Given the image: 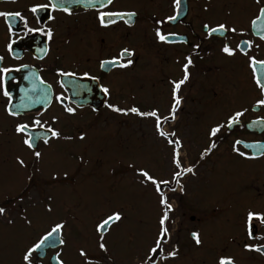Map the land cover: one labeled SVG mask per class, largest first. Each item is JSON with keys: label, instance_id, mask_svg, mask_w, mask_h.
I'll list each match as a JSON object with an SVG mask.
<instances>
[{"label": "flooded vegetation", "instance_id": "obj_1", "mask_svg": "<svg viewBox=\"0 0 264 264\" xmlns=\"http://www.w3.org/2000/svg\"><path fill=\"white\" fill-rule=\"evenodd\" d=\"M47 2L0 0V12L21 14L0 16V110L6 119V124H0V146L7 149L0 156L13 157L22 170L11 187L15 194L7 195L0 206L6 208L8 217L35 219L37 225L29 246L44 234L39 226L45 186L53 192L61 189L74 192L90 179L108 178L102 167L93 165L100 163L107 151L99 139H108L107 132L104 133L108 123L99 127V121L103 115L106 121L112 116L118 124L131 113L114 112L107 107L111 104L125 110L136 107L140 112L156 110L161 118L168 116L167 121L162 119L160 130L169 134L168 139L181 141L177 148L181 168L193 169L191 173L182 172L175 177L174 172L179 169L173 165V171L167 170L161 176L168 183L160 185L159 194L171 205L164 225L167 237L156 253H151L150 247L133 257L135 260L128 259L122 264H148L146 256L153 257L151 264H180L182 259L188 260L187 264H218L222 256L232 258L235 264H264V254L244 247L245 243L264 246V239H249L244 227L247 211L264 213V105L257 104L264 99V91L256 83V78L264 81V71L261 65H251L250 61V58L264 61V40L260 38L264 35V14L260 12L264 0H181L179 8L175 7L174 0H113L110 5L105 0L104 8L98 4L68 7L71 14L51 9L30 11L33 5ZM98 8L130 11L136 15L105 17L115 23L103 28L97 19ZM49 16L54 19L50 20ZM168 16L176 18L168 20ZM204 24L209 28L224 24L225 29L209 36ZM29 28L44 31L30 32ZM157 28L168 43L155 36ZM232 28L236 31L232 32ZM48 29L52 31L51 39L44 34ZM225 44L233 55L222 51ZM122 48L134 53L131 66L100 67V61L118 56ZM186 57H191L192 64L187 70L188 80L177 93L181 102L172 119L169 113L173 82L183 79ZM61 71L75 75H61ZM84 72L89 76L85 77ZM145 74L151 83L150 105H141L140 99L136 104L127 105L125 99L140 98V82ZM64 82L69 85L65 86ZM40 86L51 89L52 100L48 106L16 116L8 114L6 109L20 97L43 96L45 90ZM102 87L109 89L107 95L101 91ZM5 90L8 97L3 94ZM95 95L106 97L99 109L81 104ZM159 97L164 106H158ZM68 107L75 109L74 114L65 111ZM54 110L60 112L49 117L47 113ZM236 111H242L243 115L229 127L226 118ZM151 118L155 127V117ZM36 120L45 128L58 130L61 137L50 138L47 145L40 139L35 142V149L27 148L23 144L26 135L35 137L44 132L34 124ZM17 123L29 126L26 133L15 131ZM218 123L223 127L215 137H210V126ZM94 132L99 135L96 140H93ZM173 132L175 136L171 135ZM156 133L158 138L154 137V141L160 154L165 159L171 158L174 145L157 130ZM81 135L83 140L79 138ZM59 144L63 147L57 151L69 150L70 158L78 156L77 164L73 168L71 163L70 169L48 174L43 167L44 154ZM123 144L120 139L119 145L123 147ZM21 146L28 150V155L18 152ZM34 150L41 152L39 159L33 155ZM149 155L152 156L150 150ZM17 158L23 160V165ZM34 193L40 195L36 197ZM192 232L199 234V245L192 238ZM254 235L264 237V230ZM60 247L48 249L44 257L40 256L41 252H34L31 264H53L52 256ZM173 249H176L175 257L162 258Z\"/></svg>", "mask_w": 264, "mask_h": 264}, {"label": "rangeland", "instance_id": "obj_2", "mask_svg": "<svg viewBox=\"0 0 264 264\" xmlns=\"http://www.w3.org/2000/svg\"><path fill=\"white\" fill-rule=\"evenodd\" d=\"M148 76L145 74L141 78L140 98L125 99L127 105L136 104L139 99L141 105H150L151 83ZM160 97L158 106H164V102L160 103ZM58 112L60 111L54 110L47 114L53 117ZM0 114L2 115L0 124H6L3 111L0 110ZM138 117L140 115L129 113L125 116L124 122L120 121L117 124L115 117L109 116V120L106 121L103 115L99 121L101 122L99 127L104 125L103 123H108V128L104 132H107L108 139L105 141L99 139L102 142L100 144L106 145L107 151L104 152L101 162L93 165L102 167V171H105L109 179L103 181L90 179L74 192L63 189L53 192L51 188L45 186V202L43 207L40 205L42 212L39 230L45 233L50 225L65 222L62 238L66 243L56 252L60 254L59 259L63 264H85L86 259L89 264H122L155 246V240L159 235L158 219L163 215L164 209L159 202L161 196L153 188L151 181L141 182L143 178L139 175V170L148 171L150 176L160 181L167 170L169 173L174 170V164L169 156V159H165L160 154V149L154 141V137L158 138V135L153 119L150 116H141L140 119ZM98 138L99 135L94 132L93 140ZM120 139L123 140V147L119 145ZM62 147V144H59L52 152L44 154L43 167L48 174L70 169L71 163L73 168L74 164H77L78 156L70 158L69 150L57 151ZM64 147L70 149L71 146ZM149 150L152 156L149 155ZM5 151L6 147L0 146V152ZM20 151L22 154H29L24 146H21L18 152ZM21 171L13 157L10 159L5 155L0 156V202L4 201L7 195L15 194L11 187ZM112 171L115 173L111 176ZM220 175V179L223 180V173ZM236 178H239L238 172ZM37 194L34 193V196L37 197ZM33 199L36 200L35 197ZM49 206L52 208L51 212L46 211ZM113 210H121V215L125 218L113 222L105 234L97 233V222ZM9 219L13 221L11 224L8 223ZM29 220L31 226H28L20 216L8 217L7 211L0 215V264H25L22 255L31 244V235L37 225L35 219ZM101 235L108 249L107 253L98 246ZM80 249L85 251L86 257L79 255ZM187 261L182 259L180 264H187Z\"/></svg>", "mask_w": 264, "mask_h": 264}, {"label": "snow or ice", "instance_id": "obj_3", "mask_svg": "<svg viewBox=\"0 0 264 264\" xmlns=\"http://www.w3.org/2000/svg\"><path fill=\"white\" fill-rule=\"evenodd\" d=\"M68 2V0H48L47 3L45 4H35L31 7L30 11L33 13H36L38 11V9H51L52 11H62L66 14H71L70 9L65 6L66 3ZM72 3H81V2H85V0H71ZM86 2L89 4V6H96L97 4L99 5V8H104L106 7L105 4V0H86ZM113 0H106L107 5L112 4ZM180 2L181 0H174V4L176 8H179L180 6ZM99 8L97 9V19L99 21V24L101 27L103 28H107L109 27V25L114 24L115 21L114 20H106L105 17H134L136 15L135 12H130V11H125V12H121V11H100ZM260 12L262 14H264V8L260 9ZM21 16V14L19 12H15V13H8V12H0V16L3 17H9V16ZM50 20L54 19L53 16H49L48 17ZM176 17L175 16H168L167 19L168 20H174ZM257 19H259V17H257ZM125 23H129L128 20H125ZM158 23H160L158 21ZM252 24L255 25L256 21L253 20ZM204 29L208 30V35L211 36L213 33L217 32L218 30H222L225 29V25L224 24H219L216 28H209L208 24H204L203 25ZM232 32H235L236 29L232 28L230 29ZM28 31H44L43 29L40 28H36V29H32L29 28ZM44 34L51 39L52 37V31L51 29H48L46 32H44ZM169 35H174V34H169ZM155 36L158 38L159 41L164 42V43H168V39L167 37L161 33V30L159 28H157L155 30ZM262 40H264V35H262L260 37ZM9 48H11V45H9ZM222 51L224 53H227L228 55H233V51L229 48V46L227 44H225L222 48ZM134 55V53L132 51H130L128 48H122L119 53L118 56H114L111 59L108 60H102L100 61V67L104 68L105 66H115V67H120V68H128L129 66H131L133 64V60L131 59V57ZM186 63L183 65V70H184V76L183 79L173 82V89H172V100L173 103L171 105V109H170V113L169 115L171 116L172 119H175V112L178 108V106L180 105V98L177 95L181 85H183L187 80H188V67L189 65L192 64V60L191 57H186ZM251 61V65H256L259 64L261 65V70L264 71V61H257L254 58H250ZM26 67V66H24ZM2 71L7 72L9 71L8 69H3ZM256 69L255 67H253V73L255 74ZM61 75H65V76H74L75 73H69V72H63L61 71ZM83 75L85 77L89 76L88 72H84ZM25 79H27V77H25ZM91 79H98V77H91ZM256 83L258 86L261 87L262 91H264V81H261L259 78H256ZM101 91L107 95L109 93V89L107 87H102ZM6 97L9 96V93L7 90L4 91L3 93ZM11 98L9 97V100ZM57 99H60V97H57ZM258 105H264V99L262 100H258L257 101ZM108 108H110L112 111L114 112H122L127 114V112H131L140 116H151V117H155V127L157 132L159 133L160 136L165 137L166 139H168L169 134L162 132L161 129V121L162 119L164 121L168 120V116H165L163 118H161L158 114L156 110L150 111V112H140L139 109H137L136 107H132L130 109H121L116 107L115 105H111L108 104L107 105ZM8 111V114L11 116H16L17 113L13 112L11 109H6ZM65 111L69 114H74L75 109L68 107L65 109ZM243 115L242 111H236L233 115H229L226 118V122L227 125L230 127L233 124H235L237 122V118H239L240 116ZM55 119V118H54ZM35 125H38L41 129L44 130L43 135L41 134H37L35 137L32 135H26V138L23 139V144L25 146H27V148L29 149H35L36 147V141L43 139V143L45 145H47L49 143V139L50 138H60L61 137V133L52 128V127H47L45 128L44 124H41V122L39 120L34 121ZM28 125L27 124H22V123H17L15 126V131L17 133H26V130L28 129ZM223 127V125L221 124H216V126H210L209 130H208V135L210 137H215L217 135V133L220 132L221 128ZM172 136H175V133H171ZM81 140L84 139V136L81 135L79 137ZM66 139H71V137H66ZM168 143L174 145L173 150H172V154H171V160L172 163L174 164L176 169H179L178 171L174 172V176L175 177H179L182 172H186V173H191L193 171V169L191 167H187V168H181V161L179 158V152L177 150V148L180 146L181 141L180 140H172V139H168ZM236 144H239L240 141H236ZM213 148L215 147V144L213 143L211 145ZM252 147H258L257 145H253ZM236 149L234 148V151ZM207 151V150H206ZM241 156L244 155L243 152L239 153ZM33 155L39 159L41 157V152L40 151H33ZM19 163L21 165H23V160H20L19 158H17ZM65 175H67V173H65ZM139 175L143 178L141 182H143L144 180L147 181H151V183L155 186V190L159 193L160 192V185L162 183H168V181H158L156 179H154L152 176L149 175L148 171L140 169L139 170ZM181 190H183V188L181 187ZM160 204L164 206V212L162 217L159 220V224H160V229H159V236L158 238L155 240V246L151 247L149 249V251L151 253H156L157 249L161 247V245L164 243L166 237H167V228L164 226L165 225V221L168 219V213L169 211H171V205L167 203L166 198L161 195L160 197ZM46 211L51 212L52 208L49 206L47 207ZM6 212V209L2 206H0V215H4ZM125 217H123L121 215V210H113L110 214H106L105 217H101V219L97 222L96 224V231L97 233H102L106 227L113 222H118L121 221L122 219H124ZM24 220L26 222V224L28 226H31V220H29L27 217H24ZM13 221L11 219L8 220V223L11 224ZM65 227V222H56L52 225H50L49 230H47L43 235H41L39 237L38 242H34L31 246L27 247L26 250L23 252L22 255V259L25 262V264H31V257L32 254L34 252H37L39 249H41L42 247H44L46 244L49 247H55L57 244V240L59 245L62 247L65 245V240L62 238V229ZM244 227L245 230L247 232L248 238L249 239H264V237H261L259 235H254V233H259L261 230H264V213H259V212H254L252 210L247 211L245 217H244ZM192 238L195 240V243L197 245H199L201 243V240L199 238V234L197 232H192L191 233ZM53 237H56L57 239H53ZM100 243H99V248L107 253L108 249L106 247V244L103 242V236H100ZM245 249L248 251H255V252H260L261 254H264V246H257V245H249L247 243H245L244 245ZM57 264H63V261L59 259L60 254L57 253ZM79 255L81 257H86V253L83 249L79 250ZM176 256V249L171 250L170 252H168L167 257H162L163 259H167L169 257H175ZM153 257L152 256H146V260L148 261V264H151ZM85 264H89V261L86 259ZM218 264H235L234 260H232V258L230 257H220L218 260Z\"/></svg>", "mask_w": 264, "mask_h": 264}, {"label": "water", "instance_id": "obj_4", "mask_svg": "<svg viewBox=\"0 0 264 264\" xmlns=\"http://www.w3.org/2000/svg\"><path fill=\"white\" fill-rule=\"evenodd\" d=\"M73 5H89V4L86 2V0H85V2H81V3H72L71 0H68V2L66 3L65 6L71 7ZM64 84H65V86L66 85L68 86L69 82H64ZM40 87L45 90V93L43 96H41V97H20L15 104H12L10 109L16 113H22V112H26V111L35 110L39 107L48 106L52 100L51 89L48 86H44V87L40 86ZM105 99H106L105 96L95 95V96H92V97L88 98L87 100L83 101V103H81V104L82 105L89 104V105L94 106V108L99 109L100 106H102V104L104 103ZM110 225H111V223L106 227V229L102 232V234H104L108 231ZM53 239H57V238L53 237ZM59 246L60 245H59L58 240H57V244L55 247H49L46 244L44 247H42L38 251L41 252L40 256L44 257L47 249L57 248ZM52 263L57 264V255L53 256Z\"/></svg>", "mask_w": 264, "mask_h": 264}]
</instances>
